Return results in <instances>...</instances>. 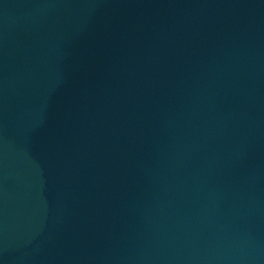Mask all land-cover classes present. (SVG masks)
Masks as SVG:
<instances>
[{
  "label": "water",
  "instance_id": "95a60500",
  "mask_svg": "<svg viewBox=\"0 0 264 264\" xmlns=\"http://www.w3.org/2000/svg\"><path fill=\"white\" fill-rule=\"evenodd\" d=\"M0 264H264V0H0Z\"/></svg>",
  "mask_w": 264,
  "mask_h": 264
}]
</instances>
